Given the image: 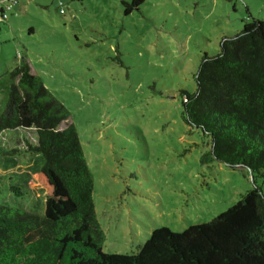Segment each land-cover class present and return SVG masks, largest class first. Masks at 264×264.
Returning <instances> with one entry per match:
<instances>
[{
    "label": "rangeland",
    "instance_id": "1",
    "mask_svg": "<svg viewBox=\"0 0 264 264\" xmlns=\"http://www.w3.org/2000/svg\"><path fill=\"white\" fill-rule=\"evenodd\" d=\"M4 10L0 112L24 58L69 110L92 175L102 252L132 253L154 227L207 221L253 186L245 168L200 161L209 140L183 121L180 91L194 89L201 56L216 54L248 14L264 21V0H18ZM0 135V202L41 213L38 159L26 147L33 128Z\"/></svg>",
    "mask_w": 264,
    "mask_h": 264
},
{
    "label": "trees",
    "instance_id": "2",
    "mask_svg": "<svg viewBox=\"0 0 264 264\" xmlns=\"http://www.w3.org/2000/svg\"><path fill=\"white\" fill-rule=\"evenodd\" d=\"M10 76L0 133L33 128L35 141L26 147L38 159L33 175L44 206L39 213L0 202V264H264V194L257 184L264 181V21L248 14L239 32L222 36L216 54L201 56L194 89L180 91L183 121L209 140L200 161L245 168L253 186L207 221L181 231L152 228L132 253L101 250L92 175L69 110L26 59ZM9 188L23 194L19 185Z\"/></svg>",
    "mask_w": 264,
    "mask_h": 264
},
{
    "label": "built area",
    "instance_id": "3",
    "mask_svg": "<svg viewBox=\"0 0 264 264\" xmlns=\"http://www.w3.org/2000/svg\"><path fill=\"white\" fill-rule=\"evenodd\" d=\"M14 3L16 0H0V19L6 18L7 14L4 9Z\"/></svg>",
    "mask_w": 264,
    "mask_h": 264
},
{
    "label": "crops",
    "instance_id": "4",
    "mask_svg": "<svg viewBox=\"0 0 264 264\" xmlns=\"http://www.w3.org/2000/svg\"><path fill=\"white\" fill-rule=\"evenodd\" d=\"M1 133H2V132H1ZM1 133H0V134H1ZM0 136H1V135H0ZM13 158H15V157H13ZM12 163H13V159H10V163L7 164V165H6V164L4 165V166H6L5 169L11 167V166H9V165L12 164ZM12 166H13V165H12ZM15 166H16V165H15ZM2 168H3V167H2ZM1 170L3 171V169H0V171H1ZM2 171H1L0 173H4V172H2Z\"/></svg>",
    "mask_w": 264,
    "mask_h": 264
}]
</instances>
